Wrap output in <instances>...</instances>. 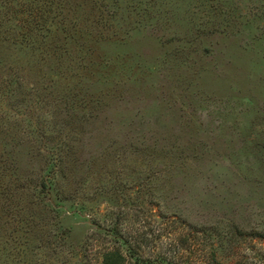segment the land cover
I'll use <instances>...</instances> for the list:
<instances>
[{"label": "rangeland", "instance_id": "1", "mask_svg": "<svg viewBox=\"0 0 264 264\" xmlns=\"http://www.w3.org/2000/svg\"><path fill=\"white\" fill-rule=\"evenodd\" d=\"M60 157L53 211L28 188ZM122 209L159 253L186 221L264 264V0H0V264Z\"/></svg>", "mask_w": 264, "mask_h": 264}, {"label": "trees", "instance_id": "2", "mask_svg": "<svg viewBox=\"0 0 264 264\" xmlns=\"http://www.w3.org/2000/svg\"><path fill=\"white\" fill-rule=\"evenodd\" d=\"M74 142L77 141L72 138L66 142V146L72 147ZM71 154L74 155V153ZM57 160V164L49 165V168L38 179L37 184L28 188V193L31 192L32 196L34 195L39 201L36 205H41V200L42 202L44 200L53 211L61 209V205L54 199L55 193L60 187V177L68 167L67 160L61 157ZM78 164L79 162L75 160L69 166L76 168ZM78 207L81 211L86 209L85 205ZM91 212L93 214L89 215L93 219L96 218L98 212L94 210ZM115 214L117 215L115 223L100 224L97 222L93 224L92 232L85 238L79 250L71 249L67 239L69 238V229L62 231L61 235L65 233L66 236L61 238L58 237L59 235H53L56 237L55 243H53L55 245L50 248L48 254L52 256V253H57L60 250L64 255V260H58L56 263L57 259H54V262L50 264H222L219 262L218 254L221 247L216 245L215 241L211 242L212 239L217 238L213 229L188 225L186 221H183L181 226L188 229L187 233L178 232L176 239L173 240L174 243H170L169 248L165 249L166 252L159 253L153 244H156L161 236L145 231L149 225L145 221L146 219H143L145 217L141 219V216L137 215L136 222L139 223V227L135 228L126 225L131 216L130 210L122 209L116 211Z\"/></svg>", "mask_w": 264, "mask_h": 264}]
</instances>
